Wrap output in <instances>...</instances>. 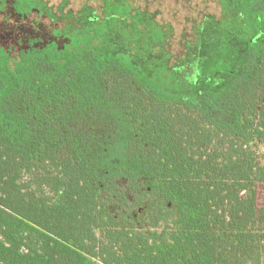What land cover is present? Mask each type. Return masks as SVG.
Segmentation results:
<instances>
[{"label":"trees","instance_id":"1","mask_svg":"<svg viewBox=\"0 0 264 264\" xmlns=\"http://www.w3.org/2000/svg\"><path fill=\"white\" fill-rule=\"evenodd\" d=\"M215 1L173 75L126 0L0 38V264H264V0Z\"/></svg>","mask_w":264,"mask_h":264},{"label":"rangeland","instance_id":"2","mask_svg":"<svg viewBox=\"0 0 264 264\" xmlns=\"http://www.w3.org/2000/svg\"><path fill=\"white\" fill-rule=\"evenodd\" d=\"M11 1H16L20 8L23 6L21 0H0V38L3 43L35 34L68 43L89 28L87 17L103 16L102 7L105 4V0H28L33 7L21 17L9 12ZM126 1L134 8L147 11L155 26L160 27L164 37L160 48L168 55L169 74L175 72L173 69L177 62L188 53L187 45L195 44V28L202 18L206 15L219 16V5L215 0ZM160 48H153L154 53H158ZM184 64L176 68L181 69ZM185 69L188 74L178 71L172 80L167 75L169 82L173 83H168L170 87L182 89L196 82L195 76H199V73L193 75V68L188 66Z\"/></svg>","mask_w":264,"mask_h":264},{"label":"flooded vegetation","instance_id":"3","mask_svg":"<svg viewBox=\"0 0 264 264\" xmlns=\"http://www.w3.org/2000/svg\"><path fill=\"white\" fill-rule=\"evenodd\" d=\"M105 7V4H104V6L102 7V8H104ZM2 11V10H1ZM2 13H3V11H2ZM10 15V14H9Z\"/></svg>","mask_w":264,"mask_h":264}]
</instances>
